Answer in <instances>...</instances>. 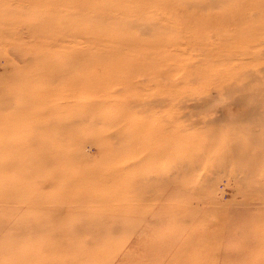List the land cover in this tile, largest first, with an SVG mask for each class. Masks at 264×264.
<instances>
[{
    "label": "rangeland",
    "instance_id": "374dc122",
    "mask_svg": "<svg viewBox=\"0 0 264 264\" xmlns=\"http://www.w3.org/2000/svg\"><path fill=\"white\" fill-rule=\"evenodd\" d=\"M38 1L34 32L0 9V264H264V0L118 9L115 37Z\"/></svg>",
    "mask_w": 264,
    "mask_h": 264
},
{
    "label": "bare ground",
    "instance_id": "6f19581e",
    "mask_svg": "<svg viewBox=\"0 0 264 264\" xmlns=\"http://www.w3.org/2000/svg\"><path fill=\"white\" fill-rule=\"evenodd\" d=\"M170 0H95V2H88V0H85L83 1L82 4H79V5H82L83 7H87V8H91L92 12H96L94 14V16L98 17L97 21L95 22V24H92L90 26V28H83L85 33L86 34H91V32H95L94 34L97 35V36H100V37H104V36H109V37H115L117 36L118 34V31L116 30L118 27V24L121 22V19L119 18V16L117 15H113L111 16L110 13H113L114 11L118 10V9H122L123 11H127L129 10L130 8H134L135 7H152V6H156V7H166V6H172V4H170L169 2ZM56 2V1H55ZM81 2V0L79 1ZM40 2L38 0H0V9H5L7 8V11H5V13H7L8 15H11L14 19H16V21L19 23V26L22 25V27L24 28L26 26V29L29 27H32L30 28L31 30L34 29V30H38L40 29V27H38V24H42L40 22H36V19L33 20V22H29V16L28 13H22L24 15L22 16H19L17 17V13H15V10H11V8L13 6L11 5H14V6H18L20 7L21 9H25V11L27 9H29V7H32L34 5H36L35 7L37 8V5H39ZM175 4H180L181 5V8H185V7H193L194 10L196 11H200V12H204V11H209V12H215V8L218 7V9H220V14L222 16H225V17H231V11L233 12L235 10V8H238L236 3L238 4L239 2H235V0H188V1H183V0H175V2H173ZM46 4V3H44ZM51 4V3H50ZM54 4V3H53ZM79 5L77 6L79 8ZM11 6V7H9ZM41 6V5H40ZM74 7V5H73ZM81 7V6H80ZM16 8V7H15ZM49 9V7H47ZM46 8V9H47ZM69 8V7H68ZM38 9V8H37ZM58 9V8H56ZM64 9V7H63ZM72 9V8H71ZM75 9H77L75 7ZM80 9V8H79ZM83 9V8H82ZM59 10V9H58ZM157 10V9H156ZM63 11V10H62ZM89 11V10H88ZM17 12V11H16ZM74 12V11H73ZM82 12V11H81ZM131 12V11H130ZM142 12V11H141ZM71 13V12H70ZM77 13H78V10H77ZM133 13V12H132ZM40 14V13H39ZM214 14V13H213ZM135 15V14H134ZM229 15V16H228ZM7 17V16H6ZM19 20V21H18ZM64 20V19H63ZM65 21V20H64ZM146 21V19H145ZM15 22V21H14ZM13 22V23H14ZM36 23H38L36 25ZM43 25V24H42ZM51 25V24H50ZM10 26V25H9ZM40 26V25H39ZM47 26V25H45ZM131 26V24H130ZM13 27V26H12ZM38 27V28H37ZM54 27V26H53ZM56 27V26H55ZM10 28V27H9ZM50 28V26H49ZM12 29V28H11ZM20 29V28H19ZM52 29V28H51ZM59 29V28H58ZM134 29V28H133ZM139 29V28H138ZM16 30V28H15ZM25 30V31H26ZM57 30V29H56ZM68 30V29H67ZM72 30V29H71ZM58 31V30H57ZM62 31V30H61ZM64 31V30H63ZM73 31V30H72ZM24 30L21 29L20 31V34L23 33ZM31 32H34L33 30ZM30 32V33H31ZM41 32V31H40ZM39 32V33H40ZM55 33V30L53 31ZM137 32V31H136ZM16 33V32H15ZM38 33V35H40ZM52 33V32H51ZM50 33V34H51ZM61 33V32H60ZM59 33V34H60ZM65 33V32H64ZM79 33V32H78ZM26 34V33H24ZM32 34V33H31ZM35 34V33H34ZM33 34V35H34ZM47 34V33H46ZM45 34V35H46ZM74 35L76 33H73ZM80 34V33H79ZM146 32L143 33V35H145ZM29 35V34H27ZM71 35V34H70ZM73 35V36H74ZM20 36V35H19ZM43 36V35H42ZM48 36V35H46ZM52 36V34L50 35ZM72 36V35H71ZM83 36V35H82ZM138 36V35H137ZM23 37V36H22ZM26 37V36H25ZM30 37V35H29ZM151 37V36H149ZM153 37V36H152ZM91 38V37H89ZM88 38V39H89ZM108 38V37H107ZM156 38V37H155ZM42 39V37H41ZM69 39V38H68ZM67 39V41H68ZM73 39V38H72ZM21 40V39H20ZM18 40V42L20 41ZM45 40V39H44ZM60 40V39H59ZM23 41V39H22ZM36 41V40H35ZM47 41V40H46ZM54 41V40H53ZM13 42V41H12ZM38 44H39V41H37ZM35 43V42H34ZM130 43V42H129ZM30 44V43H29ZM61 44V43H60ZM116 44V43H115ZM49 45V44H48ZM66 45V44H65ZM11 46V45H9ZM112 46V45H111ZM117 46V45H116ZM55 47V46H54ZM120 47V46H119ZM47 48V47H46ZM50 48V47H49ZM59 48V47H57ZM66 48V47H65ZM106 48V47H105ZM121 48V47H120ZM67 49V48H66ZM62 50H65V49H62ZM69 50V49H68ZM107 50V48H106ZM111 50V49H110ZM115 50V48H114ZM44 51V50H42ZM114 52V51H113ZM109 53V52H107ZM52 54V53H51ZM38 55V54H37ZM115 55V54H113ZM56 56V55H55ZM50 151V150H49ZM43 158V159H41ZM49 157L47 156H43V157H40V155L38 156H34L32 159L29 160V165L31 166H34V168L32 169H35L40 178L37 179L38 180V185H42L43 182H45L44 180L42 181L41 179V174L39 173V168H40V164H42L43 162L42 161H45V159H48ZM50 160H53L52 156L50 158ZM47 161V160H46ZM45 164V163H44ZM27 165V164H26ZM23 169V168H22ZM41 169V168H40ZM31 171V170H30ZM51 171V170H50ZM27 172V171H26ZM29 176V175H28ZM47 178H46V177ZM45 177V180H48V184H54L55 181H58V179H55V177L53 176H48L47 172H46V175L44 174L43 178ZM26 178V177H25ZM30 178V177H29ZM24 180V179H23ZM31 182V180H30ZM22 183V182H21ZM33 183V182H32ZM36 183V182H35ZM42 183V184H41ZM23 185V184H22ZM32 186V185H31ZM22 187V186H21ZM24 187V186H23ZM20 188V187H19ZM31 188V187H30ZM38 191V190H37ZM39 193V192H38ZM43 196V194H42ZM4 197V196H2ZM40 202V201H38ZM46 203V202H45ZM38 205V204H37ZM39 207V206H38ZM37 212V211H36ZM26 213V212H25ZM26 216V215H25ZM29 218V217H28ZM51 219V218H50ZM23 221V220H22ZM4 223V222H3ZM34 223V222H33ZM6 224V223H5ZM24 225V224H23ZM32 225V224H31ZM37 225V224H36ZM48 225V224H47ZM28 226V225H27ZM30 227H35V225L33 226H30ZM27 230V229H26ZM69 234L66 233V236H68ZM84 236V235H83ZM80 238V236L78 237ZM48 239V238H47ZM102 239V238H101ZM94 242V241H93ZM61 244V243H60ZM64 246V241L62 242L61 246ZM51 246V245H50ZM44 247V246H43ZM83 247V246H82ZM95 247V246H94ZM39 254V253H38ZM20 259H22V257H18Z\"/></svg>",
    "mask_w": 264,
    "mask_h": 264
}]
</instances>
